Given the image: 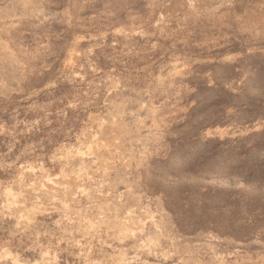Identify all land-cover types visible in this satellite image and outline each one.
I'll list each match as a JSON object with an SVG mask.
<instances>
[{"label":"rangeland","instance_id":"1","mask_svg":"<svg viewBox=\"0 0 264 264\" xmlns=\"http://www.w3.org/2000/svg\"><path fill=\"white\" fill-rule=\"evenodd\" d=\"M0 264H264V0H0Z\"/></svg>","mask_w":264,"mask_h":264}]
</instances>
